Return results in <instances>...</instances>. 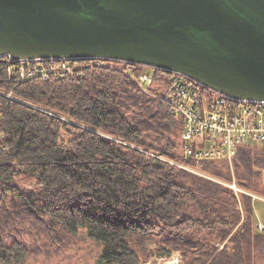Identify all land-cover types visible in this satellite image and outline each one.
<instances>
[{
  "label": "trees",
  "instance_id": "obj_1",
  "mask_svg": "<svg viewBox=\"0 0 264 264\" xmlns=\"http://www.w3.org/2000/svg\"><path fill=\"white\" fill-rule=\"evenodd\" d=\"M5 58L0 90L11 96L0 94V218L8 195L25 206L21 217L44 214L51 228H85L104 245L97 264L174 253L181 264H264L258 200L238 199L225 184L232 165L237 185L264 197V146H240L232 164L183 157V116L163 93L172 72L151 67L144 89L136 80L143 65L70 59L77 71L14 81ZM44 251L0 235V264Z\"/></svg>",
  "mask_w": 264,
  "mask_h": 264
},
{
  "label": "water",
  "instance_id": "obj_2",
  "mask_svg": "<svg viewBox=\"0 0 264 264\" xmlns=\"http://www.w3.org/2000/svg\"><path fill=\"white\" fill-rule=\"evenodd\" d=\"M0 57L124 61L264 102V0H0Z\"/></svg>",
  "mask_w": 264,
  "mask_h": 264
},
{
  "label": "built area",
  "instance_id": "obj_3",
  "mask_svg": "<svg viewBox=\"0 0 264 264\" xmlns=\"http://www.w3.org/2000/svg\"><path fill=\"white\" fill-rule=\"evenodd\" d=\"M90 60L102 62L99 59ZM5 63L9 79L14 81L34 76L46 79L50 75L72 73L71 66L74 63L77 65L75 60L70 59L45 63L44 59L12 60L8 57L5 58ZM150 71L146 68L137 75L136 80L144 89L152 81L153 72ZM163 93L171 110L183 116L181 135L183 157L186 159L194 160L197 164L202 160L226 159L232 164L240 146H264V102L236 101L174 72L168 78ZM0 94L11 96L9 92L2 90ZM177 164L195 171L189 165ZM225 184L232 188L235 194L241 191L234 180Z\"/></svg>",
  "mask_w": 264,
  "mask_h": 264
},
{
  "label": "rangeland",
  "instance_id": "obj_4",
  "mask_svg": "<svg viewBox=\"0 0 264 264\" xmlns=\"http://www.w3.org/2000/svg\"><path fill=\"white\" fill-rule=\"evenodd\" d=\"M101 63V62H97ZM141 69L148 71L151 67L143 65ZM72 72L77 71V65L71 66ZM126 71L130 74H134L127 68ZM130 71V72H129ZM152 72V70L150 71ZM160 87L159 85H154ZM230 164V163H229ZM195 173L212 178L218 182L222 180L211 177L204 172L200 171L196 167H191ZM233 177V167L230 165ZM261 172L264 173V168H261ZM231 180V181H232ZM230 181V182H231ZM19 185H25V179L18 180ZM224 183V182H223ZM227 183V182H225ZM236 183V181H235ZM237 184V183H236ZM241 188V187H240ZM239 193H245L252 197V192H249L243 188L237 194L239 199ZM257 199L255 204V220L257 227L260 231L264 232V197L254 194ZM5 209L0 218V235L4 238L5 243L11 241L12 237L18 236L20 239L28 245H40L46 249L47 252H40L38 254H31L20 263L10 264H97L100 255L104 250V245L88 236L85 228H78L76 232H68L61 228H51L48 218L44 214L29 213L24 214L25 217H21L20 212L25 208L23 204L18 206L10 199L8 195H4ZM17 204V203H16ZM143 264H181L179 254L174 253L170 257H153L148 262Z\"/></svg>",
  "mask_w": 264,
  "mask_h": 264
}]
</instances>
